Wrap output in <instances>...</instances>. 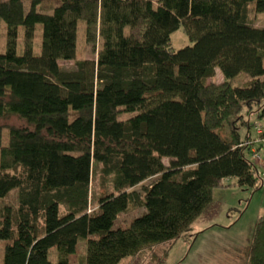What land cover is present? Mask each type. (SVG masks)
Listing matches in <instances>:
<instances>
[{"label":"trees","instance_id":"16d2710c","mask_svg":"<svg viewBox=\"0 0 264 264\" xmlns=\"http://www.w3.org/2000/svg\"><path fill=\"white\" fill-rule=\"evenodd\" d=\"M258 13L264 0H0L2 264H117L192 239L215 187L259 188ZM181 25L192 43L174 48ZM13 187L17 205L1 201ZM248 254L264 264V212Z\"/></svg>","mask_w":264,"mask_h":264},{"label":"rangeland","instance_id":"374dc122","mask_svg":"<svg viewBox=\"0 0 264 264\" xmlns=\"http://www.w3.org/2000/svg\"><path fill=\"white\" fill-rule=\"evenodd\" d=\"M263 20L264 17L260 13L254 17L256 24H262ZM119 25L120 23H117V26ZM171 38L174 48L192 43L182 25L171 33ZM3 39L4 32L1 35V46ZM83 49L84 54L89 56L96 53L89 45ZM75 61L68 59L61 62L67 67H75ZM222 77L221 70L217 68L212 78L221 80ZM244 79L245 75L240 72L235 78V83L242 84ZM253 156L263 173L259 179V188L244 187L236 183L215 187L212 201L193 221L192 231L196 233L193 237L190 235L192 239L181 235L172 244L165 242L149 246L135 255L124 256L117 264H158L160 261L161 264H248V250L254 225L259 215L264 212V152ZM98 188V174L95 171L92 183L93 200ZM17 193L18 187H13L1 201L16 204ZM122 215L128 218L134 213L130 211ZM113 225H126V222L121 224L115 219ZM4 243L5 240L0 241V264ZM85 250L86 241H80L77 252ZM77 252L71 254L70 260L75 258ZM49 255L53 259L56 257L54 250H51Z\"/></svg>","mask_w":264,"mask_h":264},{"label":"crops","instance_id":"0c3cea01","mask_svg":"<svg viewBox=\"0 0 264 264\" xmlns=\"http://www.w3.org/2000/svg\"><path fill=\"white\" fill-rule=\"evenodd\" d=\"M260 152H261V151H260ZM260 152H258V153H260ZM258 153H257V154H258Z\"/></svg>","mask_w":264,"mask_h":264}]
</instances>
